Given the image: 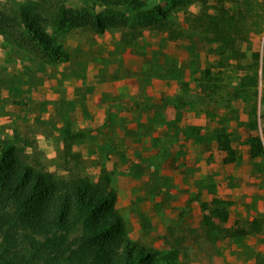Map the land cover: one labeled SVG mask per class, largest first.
<instances>
[{"label":"rangeland","instance_id":"rangeland-1","mask_svg":"<svg viewBox=\"0 0 264 264\" xmlns=\"http://www.w3.org/2000/svg\"><path fill=\"white\" fill-rule=\"evenodd\" d=\"M153 1L167 10L169 30L137 25L135 14L127 12L130 24L142 29L140 35H135L131 25L124 29L113 27L104 33L59 26L63 10L87 7L101 12L104 7L100 1L0 0V13L16 18L15 25L27 29L38 17L71 52L70 60L52 62L23 48L30 53L34 69L40 63H48L50 73L64 68L65 82L61 86L56 87V81L49 78L50 96L63 94V98L50 102L56 103L55 108L50 107V115L55 111L59 115L50 118L48 129L43 128L52 138L57 131L54 147L39 141V127L35 125L19 123L14 127L21 132L12 135V121L4 114H0V140L16 144L22 161L68 175L58 169L64 149L60 148V134L65 138L67 128L80 133L74 151L82 154L83 161L76 173L100 182L102 189L116 194L117 208L126 220L129 237L158 250L153 264H264V18L258 19V25L253 24L255 18H248L242 35L234 42H215L191 28L186 12L213 13L215 7L232 6L230 1ZM263 9H256L260 16L264 15ZM24 12L30 21L21 18ZM170 30H184L185 36L172 39ZM123 31L130 34L131 42L122 46L109 43L112 36L122 35ZM1 36L3 55L4 48L14 44L11 36L0 34V39ZM73 52L86 60L101 59L98 63L103 71L112 65L121 68L135 79L133 84L142 87L148 78L143 75L145 64L156 71L161 67V79L152 80L156 86L160 79L161 86H165L161 93L155 87L154 95L151 90L147 95L132 94L131 98L139 103L160 96L167 105L171 124H128L124 127L134 132L128 140L121 133L120 124L83 127L86 120H95L91 114H96L101 102L89 101L93 98L90 88L77 92L75 79L69 73L71 68L74 72L78 68ZM152 54L155 57L151 63ZM2 55L0 87L12 86V62L11 58L8 60L11 55ZM126 56L128 68L122 63ZM32 79L39 82L34 75ZM7 93L5 90L4 96ZM122 102L117 96H108L109 106L118 107V103L120 109ZM112 109L108 115L114 113ZM111 117L112 122L118 120ZM62 119L65 126H56V121ZM158 131L159 136L155 137ZM126 145L132 157L127 161L130 169L123 176L116 166L126 163L124 158L120 160L121 147ZM114 152L116 156L109 157ZM122 190L125 195H121ZM240 226L251 233L226 235V228Z\"/></svg>","mask_w":264,"mask_h":264},{"label":"trees","instance_id":"trees-1","mask_svg":"<svg viewBox=\"0 0 264 264\" xmlns=\"http://www.w3.org/2000/svg\"><path fill=\"white\" fill-rule=\"evenodd\" d=\"M94 1L104 7L101 12L87 7L65 9L59 26L104 33L131 25L135 35H140L142 29H135L125 16L131 12L139 20L137 25L169 30L167 10L153 0ZM227 1L233 5L215 7L213 13L186 12L191 28L215 42H234L242 35L248 18H255L254 25L264 18L256 10L264 8L261 0ZM29 17L24 12L21 18L30 21ZM14 19L0 13V34L11 36L15 46L30 48L52 62L71 59V52L48 32L40 18L36 17L27 29L15 25ZM129 35L123 31L122 40L131 42ZM169 35L177 39L185 33L170 30ZM65 131L58 169L68 175L22 161L16 144L0 140V264H153L158 250L129 237L116 194L76 173L83 161L82 154L74 151L80 133L69 128ZM249 233L243 226L226 228V235L231 237Z\"/></svg>","mask_w":264,"mask_h":264},{"label":"crops","instance_id":"crops-1","mask_svg":"<svg viewBox=\"0 0 264 264\" xmlns=\"http://www.w3.org/2000/svg\"><path fill=\"white\" fill-rule=\"evenodd\" d=\"M2 37V36H1ZM109 36H106L107 38ZM0 41H4L2 37ZM110 44H118L123 45L124 41L122 40V35H115L112 36ZM114 48V46L110 47L109 49ZM12 49V52H10ZM4 54H8L11 57L10 62H12V86L7 84V86L0 87V110L3 109L4 112L0 114H4L7 119H11L12 121V135H16L19 133V129L17 127L19 123L24 125H35L38 126L39 129L36 133V136L39 137V141H47V144L54 147L55 140L56 143L58 139H56L57 131H54L56 136L53 135V138L47 134V132L43 131V128L48 129L50 126V118L53 116L59 115V111H55L53 115H50L49 110L50 107L55 108L56 103L50 105L51 101H58L59 99L63 98V94L60 95L59 93H55L54 96H50L49 94V78H53L56 81L55 86L59 87L65 82V72L64 68L60 67L57 70H49V64L40 63L37 68H33L31 55L28 52H25V49L19 48L15 45H12V48H4ZM0 53V57L5 56ZM109 55V54H106ZM151 58V63L154 62V54L149 56ZM100 58V57H99ZM72 59H75V63L78 66L77 72L73 71V68L69 71L71 74L70 76L74 77L75 85L77 92L85 91L87 89H92V96L91 100L95 101L96 103L101 102V104H97L98 109H96V114L94 115L95 120H86L83 124V127H91L93 125H111L115 126L120 124L121 133L124 134V138L128 140V135L134 132H131L126 128L128 124L133 126L138 125H152V126H161V125H170L171 120L168 117L167 105L161 101L160 96L152 97L150 101L145 100L144 102H134V99L131 98L132 94L143 95L149 94L152 90V94L154 95L155 87L157 88V92L161 93L162 88L165 86H161L160 79L162 76L161 67L159 66L161 61H158V66L160 67L158 71L155 69H151L150 64H145V74L147 77V83L144 87L141 85L133 84L135 79L128 76L124 73L121 68H115L113 65L109 67L108 70L103 71L100 69V64L98 60L89 58L86 60L85 58L80 57L75 52L72 54ZM96 61V62H95ZM116 61V58L113 60ZM124 67H130L128 64L129 61L127 59L122 61ZM69 65V62L67 63ZM66 65V64H65ZM123 66V65H122ZM96 69H92V68ZM135 67V66H134ZM9 69V68H8ZM151 70V71H150ZM73 74H72V73ZM33 75L39 80V82L33 81ZM151 77V79H149ZM160 78L155 82L153 78ZM59 85V86H58ZM73 89V86H70ZM7 90L8 93L4 96V91ZM112 95L113 97L117 96L121 98L122 108L119 109L118 103L116 105L118 107H113L108 105V96ZM75 98V97H74ZM73 98V99H74ZM52 99V100H50ZM6 103V106H5ZM9 103L11 105H9ZM5 106V107H4ZM113 108L111 111V115H108L110 112L109 109ZM57 109V108H56ZM98 110V111H97ZM135 111V114L132 113ZM98 113V114H97ZM115 116L114 119L117 121L112 122V117ZM117 117V118H116ZM53 122V121H52ZM17 125V126H16ZM52 125V123H51ZM15 126V127H14ZM56 126H60L63 128L65 126V122L62 119L61 121H56ZM126 126V127H124ZM129 127V126H128ZM77 131H80L77 129ZM21 132V131H20ZM97 132V131H94ZM159 131L155 134V137L159 136ZM25 135V134H23ZM60 138L62 139V145L60 148H64V135L61 133ZM36 139V138H34ZM108 140V139H107ZM114 141V140H113ZM123 142L121 143V145ZM121 161L124 158L125 164L121 166H116L120 169V171L126 176L125 173L127 170L130 169L128 164V158L132 157L130 155V151L126 146L121 147ZM116 156V152L114 155L109 154V157ZM145 181V177L142 178ZM125 195L126 192L122 190L121 195Z\"/></svg>","mask_w":264,"mask_h":264}]
</instances>
